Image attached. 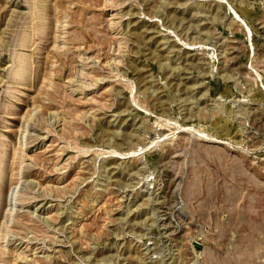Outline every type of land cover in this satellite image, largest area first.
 Segmentation results:
<instances>
[{
    "label": "rangeland",
    "instance_id": "374dc122",
    "mask_svg": "<svg viewBox=\"0 0 264 264\" xmlns=\"http://www.w3.org/2000/svg\"><path fill=\"white\" fill-rule=\"evenodd\" d=\"M0 264H264V0H0Z\"/></svg>",
    "mask_w": 264,
    "mask_h": 264
},
{
    "label": "water",
    "instance_id": "95a60500",
    "mask_svg": "<svg viewBox=\"0 0 264 264\" xmlns=\"http://www.w3.org/2000/svg\"><path fill=\"white\" fill-rule=\"evenodd\" d=\"M195 248H201V244L198 242H193Z\"/></svg>",
    "mask_w": 264,
    "mask_h": 264
},
{
    "label": "bare ground",
    "instance_id": "6f19581e",
    "mask_svg": "<svg viewBox=\"0 0 264 264\" xmlns=\"http://www.w3.org/2000/svg\"><path fill=\"white\" fill-rule=\"evenodd\" d=\"M11 211H12V209H11Z\"/></svg>",
    "mask_w": 264,
    "mask_h": 264
}]
</instances>
